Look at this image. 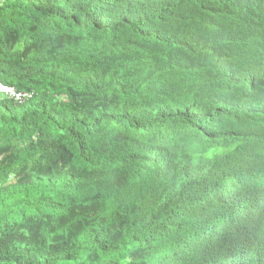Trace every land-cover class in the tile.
<instances>
[{
    "label": "trees",
    "instance_id": "1",
    "mask_svg": "<svg viewBox=\"0 0 264 264\" xmlns=\"http://www.w3.org/2000/svg\"><path fill=\"white\" fill-rule=\"evenodd\" d=\"M0 264H264V0H0Z\"/></svg>",
    "mask_w": 264,
    "mask_h": 264
},
{
    "label": "built area",
    "instance_id": "2",
    "mask_svg": "<svg viewBox=\"0 0 264 264\" xmlns=\"http://www.w3.org/2000/svg\"><path fill=\"white\" fill-rule=\"evenodd\" d=\"M0 93L4 94L5 96L11 99H14V101L17 103H23L33 97L31 93L16 92L14 89L7 87H2L0 89Z\"/></svg>",
    "mask_w": 264,
    "mask_h": 264
},
{
    "label": "clouds",
    "instance_id": "3",
    "mask_svg": "<svg viewBox=\"0 0 264 264\" xmlns=\"http://www.w3.org/2000/svg\"><path fill=\"white\" fill-rule=\"evenodd\" d=\"M2 87H6V86H3L2 84H0V89L2 88ZM7 88H9V87H7ZM22 93V92H21ZM23 93H31V92H23ZM1 95H4V94H2V93H0ZM32 95H33V93H31ZM33 98V97H32ZM31 98V99H32ZM30 100V99H29ZM27 101V100H26Z\"/></svg>",
    "mask_w": 264,
    "mask_h": 264
}]
</instances>
